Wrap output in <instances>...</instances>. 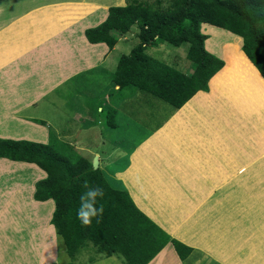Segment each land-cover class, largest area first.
<instances>
[{"label": "crops", "instance_id": "0c3cea01", "mask_svg": "<svg viewBox=\"0 0 264 264\" xmlns=\"http://www.w3.org/2000/svg\"><path fill=\"white\" fill-rule=\"evenodd\" d=\"M87 1L105 7L104 17L101 13L95 16L98 23L105 18L107 7L124 4L122 0H0V138L46 143L51 131L90 163L94 161L107 183L125 189L134 206L166 234L192 248L181 260L167 242L146 264H194L200 254L218 259L219 250L210 248L209 238L200 228L209 226L206 212L221 204L215 203L214 195L231 194L232 172L236 170L235 178L244 180L238 188L240 194L248 193L247 179L259 178L263 163L247 170V156L239 159L238 155L258 154L263 158V135L210 82L225 62L206 44L209 51L205 50L218 57L222 66L208 79L206 90H197L178 108L162 100L166 106L152 102L147 96L151 94L132 86L119 88L112 83L119 57L112 56L115 44L108 49L103 42L89 43L83 34L85 28L81 34L89 44L81 47L88 52L77 56L79 64L75 61L73 65L76 50L69 43L68 5ZM155 47L148 46L145 52L152 55L150 50ZM240 53L246 57L241 44ZM183 56L178 68L171 65L190 73L185 51ZM80 93L84 95L79 97ZM142 104L150 111L145 113ZM262 113L258 122H264ZM119 116L128 124L130 119L132 128L134 123L141 125L150 118L151 130L132 145L118 141L112 131L118 130L120 124L115 119ZM249 127L259 137L253 142L254 137L245 131ZM24 131L32 135H21ZM0 159L21 164L11 173L0 169L5 179L17 175L20 180H15V188L0 206V264H44L51 257L55 259V233L49 223L54 202L51 198H32L33 184L45 177V172L34 163ZM24 182L31 183L27 195ZM262 189L255 196L262 195ZM263 201L256 198V212ZM35 203L46 210L29 214ZM241 250L235 251L236 257L243 254ZM247 251L258 260L264 247ZM65 256L67 264H124L115 254L98 251L88 240L73 259Z\"/></svg>", "mask_w": 264, "mask_h": 264}, {"label": "trees", "instance_id": "16d2710c", "mask_svg": "<svg viewBox=\"0 0 264 264\" xmlns=\"http://www.w3.org/2000/svg\"><path fill=\"white\" fill-rule=\"evenodd\" d=\"M132 25L138 29V41L119 55L111 76L119 88L132 86L178 108L197 90H206L208 79L222 66L208 47L225 62L210 82L247 119L264 111V80L259 76L264 78V0H169L164 7L158 1L152 5L130 0L107 7L105 18L83 34L89 43L103 42L110 49ZM159 43L185 44L191 72L185 74L145 52ZM240 44L259 74L240 53ZM0 157L34 163L45 172L34 182L32 198L53 200L49 223L70 259L87 240L124 264H146L167 242L181 260L192 250L147 218L125 189L111 187L99 168L51 131L46 143L0 138ZM85 181L104 191L98 200L103 216L88 227L76 215Z\"/></svg>", "mask_w": 264, "mask_h": 264}, {"label": "rangeland", "instance_id": "374dc122", "mask_svg": "<svg viewBox=\"0 0 264 264\" xmlns=\"http://www.w3.org/2000/svg\"><path fill=\"white\" fill-rule=\"evenodd\" d=\"M112 1L113 3L115 2L114 0ZM128 1L130 0H122V3L125 4ZM139 1H145L152 5H155L156 1H158L159 7H164L169 0H139ZM68 6H70V14H71L69 26H68L69 38H70L69 43L71 44L72 48L76 50L74 53H72V58H73L72 64L74 65L75 61H77L78 62L77 64H79V60H76L77 56L88 52V50H84L81 47V45L89 44L85 41L86 38L84 39V37L81 34V31L84 28L90 27L91 25H95L96 23H98L97 22L98 18H95V16L97 13H101L104 17L105 7L88 1L82 3L72 2ZM91 14L93 15V17L91 16ZM137 32H138L137 27L135 25H132L128 30V32H126L124 35L117 36L115 48L112 51V56L118 57L119 55L129 51L130 47L138 41L136 35ZM162 44L163 45H159V46L157 44L154 49H151L150 52H152V55L150 56L156 59L159 58L158 59L159 61L167 65L170 64L169 66H172L171 64H175L176 68H178L180 63H182L183 61L184 58L183 54L184 51L186 50V45L181 44L179 48H177L168 43H162ZM74 55L76 56L73 57ZM82 64L85 65L87 64V62H83ZM82 94L83 93H80V95L78 96L81 97ZM147 96H150L149 98L151 99L152 102H159L160 104H164L163 106H166L164 102L158 100L156 97H153L151 95H147ZM69 103H72L73 106V100L71 101L70 99ZM141 107L143 108V110H145V113H147L146 111H150V109L147 108V106H145L144 104H142ZM137 115L138 113H136L134 117L136 118ZM154 117L156 118V115ZM258 118L263 119V117H261V115L258 114L252 117L251 121L254 122L255 126L259 130V133L264 136V122H258L257 121ZM115 120L118 121L120 125L118 127V130L112 131L113 135L115 138L118 139V141H122L125 144L131 143L132 145L133 143H136L142 137L147 135L148 132L151 130L152 122L150 118H147L148 122L146 121L141 125H139V123L137 122L134 123V128H132L131 126V120L129 119V124H128V121L125 119L124 116H119ZM245 131H248L249 134H251L254 137V139H251L252 142L253 140L259 138L257 135L253 134L254 131L250 127L248 129H245ZM21 135L31 136L32 134L24 131L23 133H21ZM233 152L236 154L238 151L233 150ZM244 156H247L246 157L248 161L247 170L252 169L255 165H258L259 163H263L262 166L260 167L262 171L259 173V178L249 179V180L247 179V181L250 182V183L247 182L248 193L240 194L239 193L240 185L244 184V180L235 178L238 174L236 170L232 172L231 173L232 177L230 179L231 194L214 195L215 203L216 204L221 203V204L220 206L216 205L214 210H210L206 212V214H208L209 226H204L200 229L204 230L202 235H204V237L209 238L208 240L210 243L209 245L211 246L210 248L219 250L216 255L217 256L221 255V256H219L218 259H222L225 262L226 259L233 261L234 263L240 262L238 264H264V254H261L258 260H254L253 253L248 251L246 252V250H251L253 247L254 248L260 247L262 249L264 247V201H263L264 200V152H263V158L261 157V155L258 154L253 156H248L244 154L240 156L239 154L238 158L240 159V157H244ZM20 165H21L20 162L14 163L8 160L0 159V166H1L0 169L2 170L8 169V173H11V171L12 172L17 171V167L20 168ZM31 165L34 166L33 164ZM34 168L37 172H40L36 166H34ZM257 169L259 168L257 167ZM40 174L42 173L40 172ZM248 174H250L249 171ZM251 175L253 176V174ZM16 177L17 175L12 176V178L8 180L7 178L5 179L2 175L0 176V190H1L0 206L4 201V198L6 199L9 192H11L15 188L14 186L15 180L20 182V180L16 179ZM30 184L31 183L29 182H24L23 189L25 195H27V193H29V191L32 189ZM261 188H263L262 189L263 194L255 196L257 194V191H259ZM219 189L220 188H217L216 190ZM256 198L261 199L263 201V204L261 202L260 204L258 203V206H260L259 212H256L253 209L256 206L254 205V202H256ZM249 199L252 201L254 200V202H250ZM35 204L36 206H32V210L31 209L29 210L30 212L29 214L35 215L40 212L43 213L46 210V208L42 207V205L37 203ZM211 231H214V233L212 234ZM213 238L214 240H212ZM54 243H55L54 245L55 259L51 257L44 264H67L68 261L65 256L66 254L64 253L63 250L64 247L56 235H55ZM240 248L242 249L241 252L243 253L241 254V256H244L245 258H242L241 256L240 257L235 256L236 255L234 254L235 251L239 252ZM218 259L212 258L208 254H200L198 256L197 262L194 264H219L220 262L218 261Z\"/></svg>", "mask_w": 264, "mask_h": 264}, {"label": "clouds", "instance_id": "9594fccd", "mask_svg": "<svg viewBox=\"0 0 264 264\" xmlns=\"http://www.w3.org/2000/svg\"><path fill=\"white\" fill-rule=\"evenodd\" d=\"M84 191L80 197V207L77 209V219L83 226H91L93 219L102 218L104 213L103 205H98V200L103 198L104 191L99 187H89L87 181L84 183Z\"/></svg>", "mask_w": 264, "mask_h": 264}, {"label": "water", "instance_id": "95a60500", "mask_svg": "<svg viewBox=\"0 0 264 264\" xmlns=\"http://www.w3.org/2000/svg\"><path fill=\"white\" fill-rule=\"evenodd\" d=\"M93 168H95L96 163L94 161L91 162Z\"/></svg>", "mask_w": 264, "mask_h": 264}]
</instances>
